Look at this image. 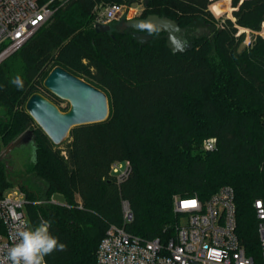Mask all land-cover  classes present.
I'll return each mask as SVG.
<instances>
[{
	"label": "trees",
	"instance_id": "obj_1",
	"mask_svg": "<svg viewBox=\"0 0 264 264\" xmlns=\"http://www.w3.org/2000/svg\"><path fill=\"white\" fill-rule=\"evenodd\" d=\"M130 1L56 3L49 26L43 24L14 53L17 57L4 62L0 156L32 130L34 159L18 180L0 161V194L20 186L27 195L31 226L41 218L49 220L50 231L66 244L65 251L45 257L47 264H98V248L110 225L147 240L169 238L179 222L176 195L207 200L231 186L237 235L247 253L261 262L254 202L264 200V0H231L232 18L220 20L219 27L210 6L218 13L215 4L220 0H146L148 14L143 18L168 16L190 32L209 26L210 33L194 37L192 50L178 54L167 47L161 31L146 44L128 30L114 29V21L111 31L96 32L98 7ZM247 31L253 41L241 48ZM18 60L20 67L14 68ZM55 67L100 88L109 103L114 93L120 117L110 110L104 122L73 128L60 146L39 126L33 129L36 122L26 107L17 108L19 98L25 104L40 93L58 105L60 99L44 87ZM16 69L22 89L11 83ZM211 137L217 139V148L205 151L203 142ZM118 161L131 166L121 182L110 174ZM31 177L43 185L44 194L31 189ZM57 195L64 204L51 202ZM123 202L133 213L128 223Z\"/></svg>",
	"mask_w": 264,
	"mask_h": 264
},
{
	"label": "built area",
	"instance_id": "obj_2",
	"mask_svg": "<svg viewBox=\"0 0 264 264\" xmlns=\"http://www.w3.org/2000/svg\"><path fill=\"white\" fill-rule=\"evenodd\" d=\"M69 1L47 0L40 4L39 0H0V64L51 18L54 4ZM123 8L120 4L103 7L96 23L111 24ZM203 148L216 150L217 139H206ZM130 173L127 161L115 162L110 169L120 182ZM51 202L57 201L52 198ZM27 203V195L18 185L7 194H0V258L13 245L17 226L31 225ZM254 208L259 220L261 262L247 253L237 235L235 191L224 186L207 200L176 195L174 209L179 222L169 238L147 240L128 233L124 227L110 225L98 248V264H264V200H256ZM123 219L124 223L133 219L128 202H123Z\"/></svg>",
	"mask_w": 264,
	"mask_h": 264
},
{
	"label": "water",
	"instance_id": "obj_3",
	"mask_svg": "<svg viewBox=\"0 0 264 264\" xmlns=\"http://www.w3.org/2000/svg\"><path fill=\"white\" fill-rule=\"evenodd\" d=\"M138 0H131L130 8ZM119 18V17H118ZM151 20L155 22L161 32L166 35L167 47L174 53H185L194 47V37L203 33H210L208 25L193 32L189 28H182L179 22L168 16L150 14L145 18H133L123 22L120 32L128 33L141 44L148 43L152 36L137 30L139 21ZM97 33L111 31L110 24L96 23ZM44 87L60 100L70 104L68 111H62L58 105L40 93L29 97L26 103L27 113L35 120L54 145L60 146L69 137L73 128L106 121L110 115V105L107 94L100 88L74 75L62 67H55L44 81ZM34 132H24L11 142L0 156V161L13 154L20 164L21 159L16 156V150L26 149L32 145ZM8 166V165H7Z\"/></svg>",
	"mask_w": 264,
	"mask_h": 264
},
{
	"label": "clouds",
	"instance_id": "obj_4",
	"mask_svg": "<svg viewBox=\"0 0 264 264\" xmlns=\"http://www.w3.org/2000/svg\"><path fill=\"white\" fill-rule=\"evenodd\" d=\"M136 28L149 35H157L160 31L159 26L151 20L137 22ZM11 83L18 89L24 87L23 79L19 75ZM36 203L39 204L38 201ZM51 227V222L44 218L35 226L26 223L18 225L13 237L14 243L0 258V264H46V256L55 251H65L66 244L53 235Z\"/></svg>",
	"mask_w": 264,
	"mask_h": 264
},
{
	"label": "rangeland",
	"instance_id": "obj_5",
	"mask_svg": "<svg viewBox=\"0 0 264 264\" xmlns=\"http://www.w3.org/2000/svg\"><path fill=\"white\" fill-rule=\"evenodd\" d=\"M145 2H146V0H138L130 8L128 7V4L127 5H124L123 12L120 14L118 20L117 21L115 20L114 23H113V28L114 29H118L119 26H121V24L123 22H125V21H127L129 19H133V18H143L144 16H146L148 14V12L145 10ZM103 7H105V6L98 7L96 9L97 14L102 10ZM215 9L218 10V13H215V11L212 10V6H210L211 13L217 19L215 21L216 27H219L220 26V22H221L220 20H224L226 18H232L233 8L231 6V0H220V1H217V3L215 4ZM96 17H97V15H96ZM49 20H50V18L48 19V21ZM46 23L43 26H45V27L46 26H49L50 22L47 23V24ZM200 28L203 29L202 26H200ZM242 31L243 30H241V32ZM247 34H248L247 35V38L244 41V43L242 44V47L241 48L248 47L251 44V42L253 41V35L251 34V32L250 31H247ZM260 34L264 36V27H263V30L260 32ZM13 56H16L17 57L18 56V53L14 54V55H12L10 57H8L6 60H4V62L7 61L9 58H12ZM4 62L0 65V68L2 67V65L4 64ZM20 64H21V62L19 60L16 61L14 68H17V67L19 68L20 67ZM51 66H52V62H50L45 67V70L48 71L51 68ZM19 72L20 71H17V69H16V72L15 73L13 71V73L16 74V76L19 74ZM19 99H20L19 100L20 101V104H19V106L17 108H19V109H22L23 107L25 108L27 102L25 104H23V101H24L23 96L21 95V97ZM109 105H110V110L113 113L114 117L119 118L120 117V106L118 104L116 95L114 93H111V102L109 103ZM58 107H60L61 109H64V110H69L70 104L68 102H66V101L60 100V102L58 104ZM1 111L3 112V110H1ZM37 126H38V124L36 123V125L34 126L33 129H35ZM16 156L17 157L19 156V158L21 159L20 164L19 163H16V164L10 163V167H11V169L18 171L15 174H17V173L18 174H22L26 170V168H27V166L29 164V160L30 159H34V154H33V148H32V146H30L29 148H26V149L16 150ZM12 181L13 182H16V180H12ZM30 182H31L30 187H31L32 190L37 191V192L39 191V192H41V194H44L43 193L44 187H43V185L37 179L31 177V181ZM11 189H12V187L7 188L3 192V194H7ZM54 199L58 203H61V204H64L65 203V200H64V198L62 196L57 195V196H55Z\"/></svg>",
	"mask_w": 264,
	"mask_h": 264
},
{
	"label": "flooded vegetation",
	"instance_id": "obj_6",
	"mask_svg": "<svg viewBox=\"0 0 264 264\" xmlns=\"http://www.w3.org/2000/svg\"><path fill=\"white\" fill-rule=\"evenodd\" d=\"M118 20V18L116 19V21ZM119 29H120V26H119ZM127 31V30H126ZM125 31V32H126ZM4 152V151H3ZM17 158H15V156L13 155V154H10V155H8L7 157H5L4 159H3V161L6 163V165H8V167H9V170H10V172H11V174H12V176H13V178H15L16 180H18V173L17 174H15L16 172H18L17 170H13V169H11V167H10V163H13V164H16L17 163V160H16Z\"/></svg>",
	"mask_w": 264,
	"mask_h": 264
}]
</instances>
